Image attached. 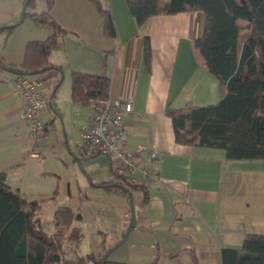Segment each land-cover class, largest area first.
Here are the masks:
<instances>
[{"label": "crops", "instance_id": "obj_1", "mask_svg": "<svg viewBox=\"0 0 264 264\" xmlns=\"http://www.w3.org/2000/svg\"><path fill=\"white\" fill-rule=\"evenodd\" d=\"M97 1L100 6L92 0H55L51 14L68 35L50 54V62L61 66L62 73L49 77L42 88L50 98L43 114L50 128L37 141L21 118L16 74L0 69V172L6 173L13 190L42 202L41 217L43 201L58 197L67 176L66 194L73 204L54 207V216L61 207L80 215L72 224L80 227L82 238L71 258L91 253L99 257L104 245H117L130 222V200L105 184L120 175L121 161L85 155L82 130L91 126L92 114L90 106L71 99L72 70L108 77L113 97L135 96L125 122L126 142L149 173H136V183L123 175L144 186L147 197L132 192L136 228L108 259L122 264H223V249H240L248 234L264 233V160L230 161L224 149L176 142L168 108L220 100L219 82L195 44L205 33L206 15L200 10L161 14L139 27L124 0ZM168 1L160 0L161 6ZM25 5L26 0H0V31L15 26L11 35L0 34V53L16 65L24 62L29 42L45 41L53 33L23 18ZM45 8L44 0H36L26 13ZM101 9L112 14L114 36L105 32ZM148 152L156 157L150 159ZM48 175L57 176L53 192V183L44 189ZM85 206L91 208L84 212ZM80 243L89 253H79Z\"/></svg>", "mask_w": 264, "mask_h": 264}, {"label": "trees", "instance_id": "obj_2", "mask_svg": "<svg viewBox=\"0 0 264 264\" xmlns=\"http://www.w3.org/2000/svg\"><path fill=\"white\" fill-rule=\"evenodd\" d=\"M99 6L97 0H92ZM36 0H26L33 7ZM41 12H27L35 25L52 30L45 41H31L26 47L24 62H8L0 53V69L16 75L39 74L56 77L62 67L50 62L54 49L62 47L68 31L51 14L55 0H44ZM139 27L156 15L203 11L206 15L204 35L195 44L205 57L207 68L219 82L220 100L216 104H187L168 108L176 142L186 146L220 148L230 161L264 160V0H169L161 6L160 0H124ZM105 19V32L116 34L112 14L100 10ZM239 21H246L248 33L240 43ZM18 24V22H17ZM14 25L4 27L1 33L11 35ZM241 44V48H240ZM144 53L149 64L151 46L144 41ZM54 73V74H53ZM49 74V75H48ZM111 79L103 75L71 71V99L73 103L90 106L110 94ZM120 178L119 181H116ZM115 175L108 190L128 196L140 191L145 198L147 189ZM42 202L28 200L19 190L6 182V173L0 172V264H102L109 248L104 245L99 257L93 253L70 257L82 238L80 227L73 226L80 215L68 207L59 208L54 216L56 230L48 233L43 228ZM223 264H264V233L248 234L240 249H223ZM105 264L116 263L109 259Z\"/></svg>", "mask_w": 264, "mask_h": 264}, {"label": "built area", "instance_id": "obj_3", "mask_svg": "<svg viewBox=\"0 0 264 264\" xmlns=\"http://www.w3.org/2000/svg\"><path fill=\"white\" fill-rule=\"evenodd\" d=\"M47 79L46 75L39 74L34 77L16 75L13 80L16 94L22 101L21 118L28 123L29 136L34 141L44 136L50 128L43 120L44 111L50 103V98L42 90ZM134 101L135 96L129 93L118 98L109 94L100 100H92V124L82 130V138L87 157L118 158L121 161L118 173L136 183V173L140 172L144 177L149 173L135 161L133 153L127 147L125 122L133 113ZM148 157L154 159L156 153L148 152Z\"/></svg>", "mask_w": 264, "mask_h": 264}, {"label": "rangeland", "instance_id": "obj_4", "mask_svg": "<svg viewBox=\"0 0 264 264\" xmlns=\"http://www.w3.org/2000/svg\"><path fill=\"white\" fill-rule=\"evenodd\" d=\"M240 29H241V39L244 38V36L248 33V24L246 22H241L240 24ZM215 104V103H214ZM66 177H63V182L60 184L59 186V194L57 198H52V199H45L44 202V209L42 212V219H43V228L45 229V231L52 233L54 228V224H53V216H54V207H58L61 205H71L73 204L71 201V199L67 196L66 194ZM45 183L48 185L49 183H53L52 185V191L57 189V176L55 175H48L46 177ZM49 186V185H48ZM45 186L44 189H48L50 188V186ZM57 186V187H56ZM49 191H47L48 193ZM91 208L90 206H85V208L83 209V211H87V209ZM92 209H90L89 211H91ZM78 251L80 254H87L89 253L90 249L85 248L83 245L81 246V243L79 245Z\"/></svg>", "mask_w": 264, "mask_h": 264}, {"label": "water", "instance_id": "obj_5", "mask_svg": "<svg viewBox=\"0 0 264 264\" xmlns=\"http://www.w3.org/2000/svg\"><path fill=\"white\" fill-rule=\"evenodd\" d=\"M26 7H27V3L24 7L23 10V18L26 15ZM129 193V200H130V207H131V218H130V222L128 225V228L126 230V233L123 237V239L114 247L110 248L104 255L103 257V263L105 264L106 260L109 258V256L117 249L119 248L121 245H123L129 238L130 234L132 233V231L136 228L137 225V216H136V209H135V203H134V198H133V194L130 190H128Z\"/></svg>", "mask_w": 264, "mask_h": 264}]
</instances>
